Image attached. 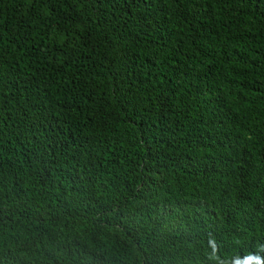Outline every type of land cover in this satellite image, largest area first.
<instances>
[{"label":"trees","instance_id":"trees-1","mask_svg":"<svg viewBox=\"0 0 264 264\" xmlns=\"http://www.w3.org/2000/svg\"><path fill=\"white\" fill-rule=\"evenodd\" d=\"M264 258V0H0V264Z\"/></svg>","mask_w":264,"mask_h":264},{"label":"clouds","instance_id":"clouds-1","mask_svg":"<svg viewBox=\"0 0 264 264\" xmlns=\"http://www.w3.org/2000/svg\"><path fill=\"white\" fill-rule=\"evenodd\" d=\"M245 260L250 261V264H264V258L255 257V256H249V257H243ZM233 264H235V261H233Z\"/></svg>","mask_w":264,"mask_h":264}]
</instances>
